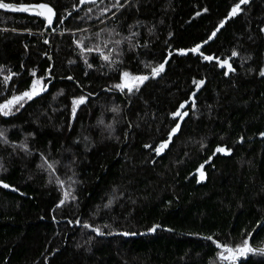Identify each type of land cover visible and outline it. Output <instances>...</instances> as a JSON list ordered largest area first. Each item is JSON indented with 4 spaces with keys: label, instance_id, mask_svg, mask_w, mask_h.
Listing matches in <instances>:
<instances>
[{
    "label": "trees",
    "instance_id": "16d2710c",
    "mask_svg": "<svg viewBox=\"0 0 264 264\" xmlns=\"http://www.w3.org/2000/svg\"><path fill=\"white\" fill-rule=\"evenodd\" d=\"M238 1L4 0L56 16L0 9V102L45 82L0 112V264H264V0Z\"/></svg>",
    "mask_w": 264,
    "mask_h": 264
},
{
    "label": "snow or ice",
    "instance_id": "6c2138e0",
    "mask_svg": "<svg viewBox=\"0 0 264 264\" xmlns=\"http://www.w3.org/2000/svg\"><path fill=\"white\" fill-rule=\"evenodd\" d=\"M89 2L95 4L96 0H80L81 4L89 3ZM101 2H103V0H101ZM117 2H118V0H117ZM247 2H248V0H240V4H245ZM240 4H237V5H235V7H233V9L230 13V16H234L240 11ZM0 9L11 10L13 12H30L31 11L35 15L45 17L47 19V23L49 25H51L53 23V18L56 16L55 9L46 3H41L39 5L29 7V6H23V5L16 6V5H13L10 3H6V2H4V0H0ZM105 11H107V9ZM68 15H71V13L69 12ZM64 19H67V17H64ZM59 22L63 23V20H60ZM220 27H223V23H221ZM217 31H219V28L217 29ZM215 35H216V33L213 32L212 36L214 37ZM209 39H211V37ZM86 50L92 51V49H86ZM197 50L198 49H193L192 51L195 52ZM232 55L236 56L237 53L233 52ZM103 59L107 61L110 59V57L108 55H104ZM205 59L211 60L212 57H205ZM224 63L227 64L226 61ZM228 67H229V69H231V65H228ZM163 71H164V64H160L158 67H155L152 69V74H153V76H156V75H159ZM33 75H35V73H33ZM129 75L130 74L127 72L123 73V76L126 78L129 77ZM261 75H264V72H261ZM11 78H12L11 76L5 77V82H7V80H10ZM148 78H149L148 76H133L130 78L133 83H131V84L130 83H122V84L116 85V87L120 88L121 90L127 88L128 91H132L133 88L135 87L138 90L139 84H142ZM39 83H40L39 80L34 81L32 89L30 91H26L19 96H13L12 99L8 100L5 104H0V112H3L5 115H7L10 113V111L14 105L19 104L20 106H22L21 101H24L25 99L31 100L33 98V96L38 95L39 92L37 91V85ZM193 83L196 84L197 87H199L200 84L203 83V81H199V82L194 81ZM84 102H85V97H81L78 100L73 101V109H72L73 115H75L76 107L79 104H82ZM180 107L184 108V105L182 104ZM115 110L116 109H114V111ZM173 115H174V117L179 116L180 119H183V116L187 115V113L185 112L182 115L180 113V111L178 110ZM179 128H180V124L177 123L175 128H173L171 133L169 134V141L168 142L171 141V137L173 135H175V133L179 130ZM168 142L161 143L159 145V147L155 149V151L157 152L158 155L160 153H162L165 148L168 147ZM146 147H149V146H146ZM216 151L217 152H225L226 150L224 148H217ZM49 167H52V165H49ZM202 167L203 166H201V168ZM201 178H203V174H202ZM3 186L5 188L9 187L7 184H5ZM61 203H63V201H61ZM109 203H111V202H109ZM85 227H88V225H85ZM157 227H159V226H154L152 229H150V231H155ZM96 231H98V230H96ZM125 235H128V234L125 233ZM208 239H212V238L208 237ZM217 247H221L223 249V251L219 253V257L221 260H234L237 256V254L238 255H244L246 252L253 251V249L251 247H249L248 240H245L243 242V246L238 247L237 249H232V248L228 247L227 245H220V244H217ZM259 251H264V249H259ZM225 252H227L229 255L226 256L224 254Z\"/></svg>",
    "mask_w": 264,
    "mask_h": 264
},
{
    "label": "rangeland",
    "instance_id": "374dc122",
    "mask_svg": "<svg viewBox=\"0 0 264 264\" xmlns=\"http://www.w3.org/2000/svg\"><path fill=\"white\" fill-rule=\"evenodd\" d=\"M90 3V2H89ZM240 3V0L238 1V3L237 4H239ZM85 4V3H84ZM237 4H235V5H237ZM235 5L234 6H232L230 9H229V13H228V15H230V13H231V11H232V9H233V7H235ZM222 23V22H221ZM220 23V24H221ZM219 24V25H220ZM199 46H200V44H198V45H195L193 48H192V50L193 49H198L199 50ZM197 50V51H198ZM197 51H195V52H197ZM204 57V56H203ZM125 72H127V73H129L130 75H129V77H124L123 76V73H125ZM151 75H153L152 74V72H151ZM133 76H148L147 74H133V73H130V72H128V71H122L121 73H120V77H119V80H118V82H117V85L118 84H122V83H133L132 81H131V77H133ZM37 80H39L40 81V83L37 85V91L38 92H40L41 90H43V88H44V86H45V82L43 81V79L40 77V76H35L33 79H32V81H31V83H30V85H29V87H28V89L27 90H25V91H22V92H20V93H17V94H13V95H11V96H9V97H7L5 100H3V101H1L0 102V104H5L8 100H10V99H12V97L13 96H19V95H21V94H23L24 92H26V91H30L31 89H32V86H33V83H34V81H37ZM197 86V85H196ZM118 88V87H117ZM135 88V87H134ZM133 88V89H134ZM118 89H120V88H118ZM125 89H127V88H125ZM128 90V89H127ZM81 97H83V95L82 94H78V95H76V96H74L73 98H72V100H71V107H72V109H73V101L74 100H78L79 98H81ZM184 113V112H183ZM176 126V125H175ZM175 126L173 127V128H175ZM172 128V129H173ZM172 129L170 130V132H169V134L171 133V131H172ZM169 134H168V138L166 139V140H164V141H162L161 143H164V142H168V140H169ZM160 143V144H161ZM219 148H224V147H219ZM225 149V148H224ZM217 150V149H216ZM226 152V151H225ZM201 166H202V164H200V165H198V167L195 169V175H196V178L198 179V180H202L203 178H204V170H203V168H201ZM202 174H203V178H201L202 177ZM217 264H230L229 262H220V263H217Z\"/></svg>",
    "mask_w": 264,
    "mask_h": 264
},
{
    "label": "water",
    "instance_id": "95a60500",
    "mask_svg": "<svg viewBox=\"0 0 264 264\" xmlns=\"http://www.w3.org/2000/svg\"><path fill=\"white\" fill-rule=\"evenodd\" d=\"M13 5H16V4H13ZM17 6V5H16ZM24 6H26V5H24ZM79 6H81V3H80V0H77V3H76V5H75V9L76 8H78ZM29 7H31L30 5H29ZM42 30H44V27H43V29ZM97 93V92H96ZM96 93H94V94H92L91 96H94ZM249 240H250V235H249ZM248 240V241H249Z\"/></svg>",
    "mask_w": 264,
    "mask_h": 264
}]
</instances>
